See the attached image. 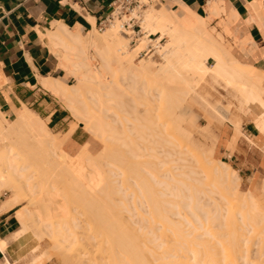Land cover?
Here are the masks:
<instances>
[{"label":"bare ground","instance_id":"1","mask_svg":"<svg viewBox=\"0 0 264 264\" xmlns=\"http://www.w3.org/2000/svg\"><path fill=\"white\" fill-rule=\"evenodd\" d=\"M143 1H146V0H142V2ZM172 4H173V1L170 4L168 3V5H165V6L163 5L164 7L162 8L150 7L146 11H144L145 13L143 14L142 19H143V25H144L146 34L143 37H141V40L138 46L136 47H130L128 36L125 33V30L121 29L122 22H120L121 20L117 18H116L117 20L113 22L111 26H109V28L105 31V33L100 34V35L98 34L99 32L97 33L98 30L96 28L91 32L84 33L80 29L74 30L59 22H55L53 29L48 30L47 33L45 34H42V37L45 40L47 38V43H48L49 48L52 51L53 49L56 50L57 56L61 59L60 67L62 68V70L67 72V75L64 78H54V77L42 78L41 83L43 87L46 90H48L53 96L59 98L60 100L64 101V103H66V106L68 107V109L78 119V123L82 124L84 128L87 129L89 132L103 139L105 142L106 149H104L105 151L102 150L104 152H102L99 155L100 157L99 156L97 157V160L99 159L98 161L94 159L95 157L93 155L91 156V154L86 150H83L77 156L73 157L63 150L62 148L63 138H61L60 135H54L51 132L48 125L46 124V122L44 121V119L38 114H36L34 111L28 109L26 105L18 114L14 116L12 121L8 120L5 114L0 109V144H1L0 146V193L3 192L4 190L13 191V195L11 197L5 199L2 203H0L1 204L0 213L5 210H9L10 208L18 206V204L21 202L22 196L24 195H27L28 197L35 196L36 192L35 190H33L32 188L33 186L30 185V183H27L28 179L26 180L25 178L24 171L27 169V165L23 164L25 162H29L28 167H31L33 165V162L31 161L32 159L33 160L40 159L41 163L43 164L40 166H44L46 163V160L48 162V165L53 164V163L56 164L57 166L56 169L58 170L59 173L66 172L73 181L77 182V183H74L75 185H73L72 187H78L80 189L82 188L81 190L85 188L94 187L97 193H100L103 195L105 194L106 196H108L107 194L110 195L111 191L113 195L115 193L122 192L121 190L122 188L118 189L120 185L115 186L116 184L115 185L113 184L115 186L113 190L110 188L109 189L105 188L107 190H111L109 192H105V190L101 189V187L104 184L99 186L97 185V183H95V181L92 180L93 177H91L92 179H90V177L88 176L89 173L92 175L93 171L88 172V175H87V171L89 170V167H91L90 170H93L92 167H95L97 165H100L101 167H103L105 164L104 162H107L104 159L107 157V155L109 156L108 154L109 152L108 153L106 152L107 148L109 150V148L111 149L112 147L115 148L116 146H118L116 148H119V149L123 148L125 151H128V155L130 156L129 158L133 159V160L131 159L132 160L131 162L132 163L134 162L133 164L134 168H138L137 173L135 171L136 173L135 176L138 173L140 174L139 176L137 175V179L142 178L140 181H142L141 183H142L143 188H140L141 194L139 193L140 197L138 196L139 201L137 202H139V204L142 203L141 206L144 204L148 206L151 217L147 216L148 211L146 212L147 213L146 216H144L143 214L142 215L140 214L143 222H145V220L148 221L146 224H143L141 221V226L140 227L138 226L139 229H142L143 231L146 229V231L143 233H140L141 232L140 231L135 234L134 230H136V228H134L133 226L132 228H129L131 227V225H129L127 229L128 228L130 229L129 230L130 233H128L127 229H126L127 232L125 230H122L125 233H120L122 231L118 233L109 231V233H105V235L101 234L103 236L101 237L104 240L96 236L98 239H101V241L102 240L103 242L105 241V245L107 243L106 241L110 243L109 245L112 246V248H110V251L112 250L115 253L117 252L116 248L118 247L117 248L118 251H120V254H123L126 257L127 260L125 259L124 260L127 261L128 264H237L238 262L237 258L242 254L240 252H244L243 251L244 249L243 250L241 249L243 247L244 238L243 240L240 239V236L242 238L244 236V233L243 235L240 234L241 229H238V228H241L242 226L240 227L236 226V223H234V221L231 218V220L229 219L230 221L227 220L225 223L226 227H228V231L225 234L222 232L219 233V231L221 230L217 231L218 229L217 227L215 231L214 230L215 226H218V224L214 225V223H216V220H219V221L220 220L222 221L224 219L226 220L224 216H226L228 219L227 213L226 215H224V213L227 210L223 209L224 207H222L221 204L218 205L219 203L218 204L216 203L215 208H213V204H211L212 208L211 206L207 208L208 198L206 197L209 195L208 194L209 192H203V193L208 194V195L205 194L206 197H204L205 195L202 196L201 194L202 191L196 190L197 187L195 188V185H192L191 182H190L191 185L188 184L189 182L184 181L185 178L180 179V177L182 176H186L188 178L192 177L190 176L191 173L192 174L194 173L196 177L197 175H201V173L203 172L202 173L203 178L200 179L201 182L205 178L204 176H209V178L211 177L212 181L215 179L216 184H214V186L216 187L215 189H220L219 190L220 192L222 191L221 194L223 196L220 195L221 198L223 197L224 200L226 199L225 201H227V199L229 200L235 199L233 201H236V203L239 204V206L242 204L240 210H242L243 212L246 210V213L244 212V214H247L248 217H250L251 219L252 218L254 219L252 220V222L254 221L253 224L255 225L258 224L256 225L257 228L264 227L263 226L264 225V211L261 208V205L258 199L256 198V196L252 192H248V191H247L248 193L246 192L247 194L244 193L245 194L244 195L241 189L242 178L238 174V171H236L227 162L222 161V160H217L214 157L215 147H216L218 140L214 139L211 142V144L210 143L208 144V142L205 144V142L202 143V141L200 142L198 140L199 137L197 138L196 135H198L199 133L197 134L196 133L197 131H196L193 134V132L189 129L188 125L185 124V121H186L185 119L187 118L186 116L187 112L185 113V111H188L187 108L185 111L183 110L181 112V113L184 112V114H181V113H179V115L177 113L173 114L175 115V117H173L172 119L170 118V119L175 121L176 123L175 129L177 130L178 133L186 136L191 147H193L194 150L189 148L190 145L189 146L186 145L184 147L181 143L177 142V140L173 138L175 134L171 135L172 133L169 134V132L168 133H165L166 131L164 132V129L166 128L165 126L167 123L163 121L164 119L161 120L162 118L160 117L161 115L157 117V120L150 122V124L152 123L154 125L153 128H151V126L149 125L146 126L145 124H144L145 126L143 125L144 127L143 126L141 127L142 125V122H141V124H139L140 126H138L137 124L132 127L130 126V127L120 129L113 123L112 118H111L113 116L110 115L111 120H108L109 115L106 114V112L108 111L110 112V113L108 112L109 114H113V111L115 112V110L113 111L110 110L111 106L113 107L111 109H117V108H114V106L115 107L117 106L123 109L124 103H127L123 99L125 95H127L129 99L130 97L128 95H130L131 97H134L132 99L133 101L134 99L138 100L141 98L146 99L147 101V99H150L151 97V98L158 99V100L164 99L162 101L164 102L170 98V100L173 101V103L170 102V104L173 105L174 107V108L172 107L171 108L175 111V109L178 108V105L181 106L186 103L187 98L190 95V92H189L190 88H188L189 90L185 89L184 88L185 85L188 84L189 86L193 88V85H192L193 81L195 82V80H199L200 78L204 79L206 75L210 74L214 82L221 84V82L223 81L225 83L228 95H230L236 101V108L238 110L237 113H238L239 118L236 121V124L235 123L234 124L236 125V131L238 133V137H239V134L241 133L240 125H241L243 116H246L252 120L258 119L259 121L264 122V86L262 85L264 76L258 73L257 68L255 67L253 68V66H251L249 63L245 61H241L239 58H236V56L234 57L235 54L233 55L231 48L230 47L228 48L226 45L222 43L223 39L219 35L220 33L218 34L217 32L218 36H215L213 34V32H215V29L212 28V30H214L212 32L208 28V26L210 25L208 24L209 23L208 20L213 16L222 15V13L225 11L224 8L216 1L210 2L208 6L206 7L207 15L203 16L195 12L194 10H192L185 3L178 1V4L181 5V8L179 11L174 10L172 7ZM257 6L259 5L257 4ZM135 11L136 10L134 9V12ZM132 15H134V13ZM125 17L124 19H127V17L126 18ZM227 17L228 18L225 19V23L229 25L231 24L230 22H232L234 19H233V16L231 15H228ZM222 23H223L222 25L225 26V23L224 22ZM150 33H161L162 34L161 38L164 36L168 38L167 43H165L164 46H161L163 48L161 54L163 55V57H165L164 63H158L152 59H149L147 61L141 60L138 63H136V55H138V52L142 49V47L144 48V46L146 45ZM219 36L222 41H220L217 38ZM90 51L92 53H90ZM97 56L99 57L101 64L98 67H95L93 60L97 59ZM210 58L214 59L215 61L212 67H209L207 65V60ZM114 65L118 66V70L122 72V75H121L122 77L120 81L119 79L115 81V84L119 83L118 85H112L114 81L112 82L111 80H107L108 79L107 74L105 73L106 71L110 70ZM115 72L117 73V69L115 70ZM108 75L110 76V73ZM70 77H73L76 80V82L73 84L68 82ZM108 81H110L111 84ZM180 83L181 85L182 83H184L185 84L184 87H178V84ZM138 102L139 100L137 101V103ZM181 107L184 108V106H181ZM136 110L137 109L135 108V111ZM146 112H148V110ZM146 112H143V113H146ZM137 113L138 115L140 114L139 111ZM115 115H117L116 112H115ZM142 116L143 115H141V118ZM183 116H186V117H183ZM145 118L143 120L146 122L147 119ZM193 118H190V119H193ZM139 120L137 121L140 122ZM129 123L131 122L129 121ZM129 123H126L125 125ZM76 127H77V124L73 125L71 132ZM152 130L155 132L154 134ZM202 130H204L205 132H202L199 135L203 136L204 139L206 137L207 139L205 140H209L208 137H210V140H212L211 137L213 138V135L210 132H208L209 128L206 129V127H204L200 131ZM13 134H15V137ZM166 134L167 135L169 134L173 137H171L170 139L169 138L170 136H166ZM69 135H70V132H69ZM158 135H161V138H158L160 137ZM65 136H68V134ZM155 136H158V137L152 138ZM162 138L165 141L164 144L161 142L163 140L159 142V139H162ZM155 139H158V140L155 141ZM146 141H148L150 145L146 144L145 146L144 142ZM235 141L237 142V139L235 140L232 139V142L231 141H230L231 143L229 142L230 148H234V144H236ZM142 142L144 145L142 144ZM186 147L188 148V150ZM192 150L193 152L197 151L198 154L192 153ZM187 151H190L192 153L190 154L192 158L195 156V158L193 159H196L198 163L197 164L198 166L196 168L199 167L198 169H195L194 167L190 169L189 171L188 169L192 166L190 164V167L187 169L188 172H185L184 170L187 168V164L186 166L179 167L181 164L180 161L181 162L184 161L185 163L186 161H188V158L190 156L187 158L188 156ZM203 153L207 155L208 162H209L208 165L207 163L203 161V158H202ZM111 154H112V151H111ZM186 154L187 156H185ZM176 156H178L177 160H175ZM171 157H173L174 159H172ZM168 158H171V159L168 160ZM125 161L126 160H124V164H125ZM175 161L176 163L177 161H179L178 163L180 164L178 166V164L174 163L175 165L174 167H172L173 168L172 169L171 167H169L168 164L175 162ZM196 161L194 162L196 163ZM94 162H96L95 166H92L91 163L93 164ZM100 162L103 165L100 164ZM108 163H106L104 167H106L107 164H108L107 165L108 167L109 165L111 167V163L110 162ZM87 165L88 167H86ZM181 165H184V164H181ZM165 166H167L168 169ZM170 166H173V163L172 165L170 164ZM179 168H182V170L184 168L183 170L184 172H180L181 170ZM108 169L109 168H107L106 173L108 172ZM116 169L117 168H114V170ZM176 169L177 170L179 169L180 171L179 170L174 171ZM46 170H45V173L47 175H45L44 173L41 174V175H44L43 176L44 179L46 178L45 180L46 182L42 180L43 183H49L51 180L54 181L57 179L58 175L57 176L53 175L54 174V173L52 174L53 171H50L47 168ZM98 171H101L99 173L101 177L100 176L99 177L104 178L105 175L102 173L105 170H98ZM97 174L98 173H96V176L95 175H92V176L97 178ZM115 174L118 175L117 173ZM106 175H108L109 177L112 176V175L111 176L109 175V172ZM62 176L61 178L64 180L65 177H62ZM86 176H88L89 179L91 180L90 183L89 182L87 183L86 179L88 177ZM195 177L192 178L194 182L197 181L200 183L198 176L196 178ZM110 179L107 177L108 182ZM100 180L102 184V179ZM70 181L68 180V182ZM115 181H118V180L116 179ZM43 183H41V187L43 186L42 185ZM58 183L60 184L59 181ZM111 183H113V181H111ZM53 184L56 185V181ZM108 185L106 186L109 187ZM38 186L40 187V185ZM46 186L48 187L49 185H46ZM75 189L76 188H73L74 191ZM92 190L95 191L93 188ZM24 191L26 192V194ZM23 192H24V195H23ZM85 192L86 191L84 190V193ZM90 192L92 191L90 190ZM132 193L137 194L135 190ZM48 195L49 193L47 192L46 196ZM78 195L79 197L77 198L80 199V196L82 194H79L78 192ZM85 195L88 197V194L85 193ZM86 196L85 197L82 196L81 200L88 202L86 201L88 199ZM89 197H90V194H89ZM112 197L114 200V196ZM121 197L123 198L122 195ZM127 197L129 196L127 195ZM203 197L205 198L206 201H204ZM210 197L212 196L210 195ZM83 198H87V199H83ZM80 201L78 200V203ZM231 201H229V204L232 203ZM49 202L47 201L48 204ZM85 202H83V204H85ZM107 202L109 203V201ZM122 202L124 204L127 203V202L125 203L124 201H121V203ZM137 202L136 204H138ZM94 204L95 203L93 202V205ZM133 205H135V203ZM129 206L131 207V205ZM129 206L126 208H129ZM247 208L250 212H248ZM28 209L25 208L23 210L18 211V217L22 222L21 223L22 228L17 231L14 240H18L22 246L24 245L26 248L30 249L32 253H34L35 257L33 258V262L36 263L38 260L42 259L43 257H47L46 259L51 260L53 256L55 257L57 255L56 254L57 249L60 251V253H62L63 250L66 251L65 248L68 249L72 245L73 241L79 238V235H76L77 234L76 231L75 232L72 231V228L70 231L69 227L66 228V225L65 227L63 226L65 222L64 223L61 222L62 224L61 223L55 224L57 222V221L56 222L54 221L55 219L54 220L51 219V222H47L49 219L48 220L43 219L39 221V223L41 222V228H42L41 230L43 232H41L40 234L36 233L39 237V240H40L39 242L41 243L33 244L32 242H30L29 237L27 238V235H26L28 233L29 224L27 223L28 219L27 217H25L26 216L25 213L27 212L29 213ZM130 209H131L130 211H132V208ZM222 209L225 210V212L222 211ZM66 210L67 209H65L64 211ZM124 210H125V207H124ZM126 210L125 211L128 212V209ZM136 210L137 209H135L134 211ZM130 211H129V215L131 214ZM69 213L71 214V212ZM104 213L102 215H104ZM202 213L203 215H207V217L205 216L206 218H203ZM249 213H250V216L248 215ZM70 214L68 215L65 214V216L67 215V217H69ZM247 216L245 215L243 217L246 219ZM109 219H111V217ZM44 220L46 221V223H44L45 222ZM138 220H139V217H138ZM237 220L242 221V217L241 218L237 217ZM97 221L99 222V220ZM231 221L233 223H231ZM103 222H104V219H103ZM103 222H101L102 225H103ZM207 222L209 224L208 227L206 226ZM120 223L122 225L124 224L123 222H120ZM110 224L104 228L112 229L114 231L115 229H123V228L125 229L126 227V226L124 227L117 226L116 224L114 225V223L113 225H110ZM138 224L140 225V222H138L137 225ZM231 224L232 226H230ZM233 224L235 225L234 227H233ZM237 224H238V221H237ZM62 226L64 228H62ZM78 226H76V228ZM80 226L82 227V225ZM190 226L192 228L191 231L189 229ZM256 226H254L255 228L253 227L254 230L257 229ZM54 227H58L59 230L58 228L57 230L59 232L58 231L56 232V228L54 229ZM60 228L63 230L65 229L67 230L60 231ZM132 229L134 230L131 231ZM202 229H204L203 232L201 231L202 233H197V231L202 230ZM112 234H114L116 237H113L114 235ZM105 236L107 237V239ZM12 237H14V235ZM112 237L114 239H112ZM205 237L206 238L210 237V239H206ZM46 238H50L52 241H54L55 245H53L54 247L52 249L55 250L54 252L56 253L54 252L52 253L51 251H47V250L41 252L39 250L40 253L37 254L38 253L37 250L40 248L43 240H45ZM258 243H260V241ZM112 244H114L115 246L117 245V246L115 247ZM0 246L3 250H6V242L5 244L0 243ZM100 247H104V246L102 245ZM263 248H264V245H263ZM263 251L264 249H262V252ZM179 252L180 253L183 252V253L180 255L178 254ZM110 253L109 255L111 257L113 255V258H111L112 260H114V258L118 256L117 255L118 253L117 254L115 253L117 255L115 257H114L115 255L114 253L113 254L112 252ZM111 259L109 258V260ZM241 259H244L245 261L244 256H242ZM115 261H117L116 258H115ZM127 262H125V264H127ZM4 264H14V262L8 256H6L4 260ZM245 264H250V262L245 261Z\"/></svg>","mask_w":264,"mask_h":264},{"label":"rangeland","instance_id":"2","mask_svg":"<svg viewBox=\"0 0 264 264\" xmlns=\"http://www.w3.org/2000/svg\"><path fill=\"white\" fill-rule=\"evenodd\" d=\"M147 1V2H146ZM146 1H143L142 2V0H133L132 1V4L130 5V6H127V7H129V8H124L125 7V5H121V4H117V5H115L114 6V8H113V10L112 11H116L115 12V14H114V20L105 28V30L103 31V32H100L99 30L97 31V33L100 35V34H103V33H105V31L109 28V26H111V24L113 23V22H115L117 19H119V20H121L120 22H122V25H121V29L123 30H125V33L127 34V36H128V39H129V44H130V47H136V46H138V44H139V42H140V40H141V37H143L146 33H145V28H144V25H143V19H142V17H143V14L145 13L144 11H146L148 8H150V7H155V8H162V7H164L165 5H168V3L170 4V3H172V1H168L167 3H164V2H162L161 0H146ZM146 2V3H145ZM121 5V7H119ZM153 5V6H152ZM164 5V6H163ZM124 6V7H123ZM119 7V8H118ZM134 9L137 11H135L136 12V14H135V12H134ZM133 11V12H132ZM118 12V13H117ZM120 13V15L118 16V14ZM134 13V15H132ZM117 14V15H116ZM222 15H223V13H222ZM222 15H217V16H213V17H211L209 20H208V24H210L209 26H208V28L210 29V31H214V30H212V28H214L215 29V32H213V34L215 35V36H218L217 35V32H218V34L221 36V38L223 39V41L221 40V38H220V36L219 37H217L220 41H222V43L224 44V45H226L228 48L230 47L231 48V51L233 52V55H234V57L236 56V58H239L241 61H245V62H247V63H249L251 66H253V68L255 67V68H257V70H258V73L260 74V75H263L264 76V69H262V68H258V67H256L255 65H254V62H252L249 58H250V56L252 55V53H253V49L249 46V44H248V42H247V40L246 39H243V38H241L240 36H237L236 34H234L231 30H230V28H229V26L225 23V19H223V17H222ZM127 17V19H124V17ZM125 17V18H126ZM216 17H220V19L218 20V21H214V19L216 18ZM117 18V19H116ZM130 18V19H129ZM124 19V20H123ZM222 22H224L225 23V26H223L222 24ZM126 23V26L125 27H123V24H125ZM127 25H135L136 26V30H135V32H132V30H133V28L132 29H129L128 27H127ZM150 34H152L151 35V37L149 36L148 37V40H147V43H146V45L144 46V48L142 47V49L138 52V55H136V63H138L139 61H141V60H144V61H147V60H149V59H152V60H154V61H156V62H158V63H164L165 62V57H163V55L161 54L162 53V50H163V48H161L159 51H157V52H155L154 54H153V52H151L149 55H145L144 53H140L142 50H144V49H146L149 45L151 46V42H152V44H156L157 42H161V46H164L165 45V43H167V40H168V38L167 37H162L161 38V36H162V34L161 33H150ZM152 39V40H151ZM51 52L55 55V59L57 60V62H58V65L60 66V63H61V59L57 56V53H56V50H54L53 49V51L51 50ZM90 53H92L91 51H90ZM98 62V63H97ZM214 59H212V58H210V59H208L207 60V65L209 66V67H212L213 66V64H214ZM93 63L95 64V67H98L100 64H101V61H100V59H99V57L97 56V59H94L93 60ZM116 68H115V67ZM110 70H108V71H106L105 73L107 74V80H111L113 83H112V85H118V84H115V81L117 80V79H119V81H120V79H121V75H122V72L121 71H119L118 70V66H116V65H114ZM114 68V69H113ZM117 69V73L115 72V70ZM120 72V73H119ZM63 73L65 74V76L67 75V72L66 71H63ZM110 73V76L108 75ZM114 73H116V74H114ZM115 75V76H114ZM210 75V74H209ZM209 75H206V77H204V79L203 78H200L199 80H195V82H194V84H193V82H192V85H193V88L191 87V86H189L188 84H184V83H182V85H181V83L180 84H178V87H184V85H185V89H188V88H190V90H189V92H190V95L188 96V98H187V101H186V103L184 104V105H181V106H184V108L183 107H181V106H179L178 105V108H176L175 109V111L172 109V108H174L173 107V105H171L170 104V102L171 103H173V101L172 100H170V98L168 99V100H166V101H164V102H162L163 100H158V99H154V98H151L150 97V99H147V101H146V99H138L139 100V102L141 103H137V99H134V101L132 100L134 97H131L130 95H128L129 97H130V99L127 97V95H125L124 96V101L125 102H127V103H124V108L122 109V108H120V107H115L114 105V108H117V109H111V108H113L112 106H111V108H110V110H115V112H116V114L117 115H115V112L113 111V114H109L108 112H106V114H108L109 115V118H110V115H112L113 117H111L112 118V121H113V123L117 126V127H119L120 129L121 128H126V127H132V126H134V125H137L138 124V126H140L139 124H141V122H142V125H141V127L145 124L146 126L147 125H149V126H151V128H153V124L151 123L150 124V122H153V121H155V120H157V117H159L160 115V117H162L161 118V120H163L164 122H166L167 124H166V130L164 129V132L165 133H168L169 132V134H171V135H173V134H175V136L173 137V136H171V135H167L166 134V136H170L169 138L171 139V137H173V138H175L176 140H177V142H179V143H181L184 147L186 146V145H190V143H189V141H188V139L186 138V136H184V135H182V134H180V133H178L177 132V130L175 129V126H176V123H175V121L174 120H171L173 117H175V115H173V114H178L179 115V113H181L183 110L185 111L186 110V108H187V110L188 111H185V113L187 112H189L188 114L186 113V116H187V118L185 119L186 121H185V124L186 125H188V127H189V129L193 132V134L196 132L197 134L199 133H202V132H205L204 130H202V131H200L201 129H203L204 127H206V129L207 128H209V130H208V132H210L212 135H213V138L211 137V139L212 140H210V137H208V139L209 140H205V139H207L206 137H205V139H204V137L203 136H200L199 134L198 135H196L197 136V138H198V140L201 142L202 141V143H204L205 142V144L208 142V144L210 143L211 144V142L214 140V139H217V140H219V136H220V134L221 133H223V135H225L226 137H228V140H227V147H228V150H229V152H230V155H232V154H234L235 152L239 155V154H243V158L244 159H248V160H250V159H258V158H264V141H262V142H259V144H255V141L253 142V141H251V140H248L246 137H245V135L243 134V133H245V134H247V135H250L251 134V130H252V127H251V125L250 124H247L249 121H250V119L248 118V117H246V116H243V118H242V125H240V130H241V133L239 134V137H238V133H237V131H236V121L238 120V110H237V108H236V101L230 96V95H228V92H227V88H226V85H225V83L222 81L221 82V84H219V83H216V82H214L213 80H212V78H211V75L209 76ZM113 78H112V77ZM120 76V77H119ZM111 77V78H110ZM116 77V78H115ZM113 79H115V80H113ZM201 80V81H200ZM119 81H117V82H119ZM198 82V84H197V82ZM68 82H70V83H75L76 82V80L73 78V77H70L69 78V80H68ZM109 83H110V81H108ZM116 82V83H117ZM111 84V83H110ZM177 85V84H176ZM180 85V86H179ZM196 85V86H195ZM262 85L264 86V80H263V82H262ZM195 86V87H194ZM116 88V87H115ZM192 88V89H191ZM193 89H194V91H193ZM53 96V95H52ZM169 96V95H168ZM61 105H63V106H65L66 108H68L67 106H66V103H64V101H62V100H60L59 98H57V97H55V96H53ZM171 97V96H170ZM203 97V98H202ZM127 98V99H126ZM172 99V98H171ZM129 100V101H128ZM141 100V101H140ZM158 100V101H157ZM161 101V102H160ZM169 101V102H168ZM131 102V103H130ZM166 102V103H165ZM163 103V104H162ZM140 107H139V106ZM134 106V107H133ZM138 106V107H137ZM132 107V108H131ZM172 107V108H171ZM176 107V106H175ZM181 107V108H180ZM119 108V109H118ZM128 108V109H127ZM135 108L137 109L136 111H135ZM139 108V109H138ZM125 110V111H124ZM131 110V111H130ZM148 110V112H146ZM70 111V110H69ZM112 111H111V113H112ZM140 112V116L138 115V113L137 112ZM151 111V112H150ZM143 112H146V113H143ZM70 113H71V115H72V118H73V120H74V123H73V125H75V124H77V126H82L83 127V129L84 130H86L87 132H88V134H89V136H90V138H91V140H90V144H89V152H90V154H91V156L93 155L94 157V159H96L97 160V157L102 153V152H104L105 150L104 149H106V147H105V142H104V140L103 139H101L100 137H98V136H96L95 134H93V133H91V132H89L87 129H85L84 128V126L82 125V124H80V123H78V119L72 114V112L70 111ZM172 113V114H171ZM181 114H184V112L183 113H181ZM138 115V116H137ZM141 115H143L142 116V118H141ZM146 115V116H145ZM158 115V116H157ZM135 116V117H134ZM181 116V115H180ZM186 116H183V117H186ZM226 116H227V118H226ZM137 117H138V119H137ZM146 117V118H145ZM194 117V118H193ZM108 118V120H111V118L109 119ZM129 118V119H128ZM134 118H136V119H134ZM147 119V121L145 122L143 119ZM156 118V119H155ZM171 118V119H170ZM190 118H193V119H190ZM131 119H132V121H131ZM140 119V120H139ZM12 120V119H11ZM135 120V121H134ZM137 120H139L140 122H138ZM143 120V121H142ZM161 120H159V121H161ZM44 121L46 122V124H47V120H45L44 119ZM111 121V122H112ZM128 121V122H127ZM129 121L131 122V123H129ZM149 121V122H148ZM163 121H162V123H163ZM172 121H174V122H172ZM196 121V122H195ZM126 123H129V124H131V125H129V124H127V125H125ZM175 125H174V124ZM195 123V124H194ZM235 123V124H234ZM247 124V125H246ZM48 125V124H47ZM144 125V126H145ZM143 126V127H144ZM204 126V127H203ZM210 126V127H209ZM49 127V126H48ZM198 129V130H197ZM200 129V130H199ZM51 130V129H50ZM153 131V130H152ZM200 131V132H199ZM51 132H52V130H51ZM227 132H229V135L227 134ZM243 132V133H242ZM53 133V132H52ZM155 132L153 131V134H154ZM54 134V133H53ZM164 134V133H163ZM14 135V137H15V134H13ZM55 135V134H54ZM165 135V134H164ZM163 135V136H164ZM158 136H160V137H158ZM158 136H155V137H152V138H156V137H158V138H161V135H158ZM165 136V137H166ZM177 136V137H176ZM233 136V137H232ZM263 136H264V133H263ZM134 137V136H133ZM201 137V138H200ZM235 137V138H234ZM250 137L251 138H253L251 135H250ZM135 139V138H134ZM232 139L233 140H235V139H237V142L235 141V143L236 144H234V148H230V146H229V144L232 142ZM263 139H264V137H263ZM153 140V139H152ZM156 140H158V139H155V141ZM161 140H163V138L162 139H159V142L161 141ZM231 141V142H230ZM147 142V143H146ZM146 142H144V144H145V146H146V144L148 145H150V143L148 142V141H146ZM163 144L165 143V141L163 140V141H161ZM176 142V143H177ZM218 142V141H217ZM230 142V143H229ZM142 144H143V142H142ZM143 144V145H144ZM207 144V145H208ZM0 146H1V144H0ZM187 146V147H188ZM116 147H118V146H116ZM114 148V147H112L111 149L109 148V150H108V148H107V150H106V152L109 154V156L107 155V157L106 158H104L107 162H104L105 164L106 163H108V162H110L111 163V167L113 166L114 168H117L116 170H114V168L112 167H110V165H109V167L106 165V167H104L105 166V164H104V166L103 167H101L100 165H97V166H95V163L96 162H94L93 164L91 163V165L92 166H95V167H92V169L93 170H90V168L91 167H89V170L87 171V175H88V172H92V175H95L96 176V173H98L97 174V178L96 177H94V176H92L90 173H89V177H90V179H92L91 177H93V181H95V183H97V185H103L102 187H101V189H103V190H105V192H109V191H111V190H107V189H114V187L115 186H119V188L118 189H120V188H122L121 190H122V192L125 194H123L122 192H120V193H115L114 195H113V193H112V191H111V193H112V195H111V193H110V195L109 194H107L108 196H106L105 194L103 195V194H100V193H97V191H96V189L94 188V187H91V188H85V189H83V190H81L80 188H78V187H72L73 185H75L74 183H77V182H75V181H73L72 179H71V177L70 176H68V174L65 172H58V170L56 169L57 168V166H56V164H50V165H48V162H47V160H46V163H45V165L44 166H40V165H43L42 163H41V161H40V159H35V160H31L32 162H33V165L31 166V167H28V163L29 162H25V163H23L24 165L26 164L27 165V169L24 171V174H25V178H26V180H27V183H30V185H32L33 187V190H35V192H36V194H35V196L34 197H31V196H27V195H24V192H23V195L24 196H22V198H21V202L18 204V206L21 204L22 205V208L20 209V210H23V209H25V208H29L28 210H29V213L27 212V213H25L26 214V216L25 217H27V223L29 224V228H28V233L30 234V236H29V240L33 243V244H35V243H41V242H39L40 240H39V237H38V235L37 234H40L41 232H43L41 229V222L39 223V221L40 220H43V219H45V220H48L47 222H51V219L52 220H54L56 223L55 224H58V223H64V227H65V225H66V228L67 227H69V230L71 231V228H72V231H76L77 232V234L76 235H79V238L77 239V240H75V241H73V243H72V245L67 249V248H65L66 249V251H64L63 250V252L62 253H60V251L57 249V253L56 252H54L55 250H53L52 248L54 247L53 245H55V243H54V241H52L50 238H46L45 240H43V242H42V244H41V246H40V248L37 250V254H39L40 253V251L42 252V251H45V250H47V251H51L52 253L54 252V253H56L57 255L54 257L53 256V258H51V260H48V259H46L47 257H43L42 259H40V260H38V261H40V263L41 262H46V261H50V263L51 264H97L98 262V264H113L114 263V261H115V258L117 259V261H115V263L116 264H125V262H127V261H125V260H127L126 259V257L123 255V254H120V251H118V247L116 248V251L117 252H113L112 250L110 251V248H112V246H110L109 244L110 243H108V241H106L107 243H106V245H105V241L103 242V234L105 235V233H109V231H111V232H120V231H122V230H125L126 232H127V230H128V233H130L129 232V228H132V226L134 227V228H136V230H134V229H132L131 231H133L134 230V232H135V234L137 233V232H140V233H143V232H145L146 231V229L143 231L142 229H139V227L141 226V221H142V223L143 224H146L148 221L147 220H145V222H143V220H142V217H141V215L143 214L144 216H146V212L148 211V215L147 216H150L151 217V214H150V211H149V208H148V206L147 205H142L141 206V204H139V202H137V201H139V198H138V196L140 197V194H141V189L140 188H143L142 187V181H140L141 179L139 178V179H137V175L139 176L140 174L138 173L136 176H135V174L137 173V171H138V168H134V166H133V164H134V162L132 163L131 161L133 160L132 158H129L130 156L128 155V151H125L123 148H121V149H119V148ZM186 147V148H187ZM161 148H162V146H161ZM189 148H191V149H193V147H191V145L189 146ZM230 148V149H229ZM190 149V150H191ZM102 150H104V151H102ZM187 150H188V148H187ZM194 150V149H193ZM193 150H192V153H194V154H198V152L197 151H194L193 152ZM233 152H232V151ZM111 151H112V154H111ZM188 152V156H187V154L185 155V156H187V158H188V161H186V163L183 161V162H181L180 161V163L181 164H184V165H181L180 163H178L179 161H177V163H176V161L175 162H172L173 163V166H170V164L172 165V163H169L168 165H169V167H174V163H176V164H178V166H179V164H180V166L179 167H181V166H186V164H187V168L184 170V168H183V170L185 171V172H188L187 171V169L190 167V164L192 165L188 170L190 171V169H192V168H194L195 167V169H198V168H196L198 165V163H197V161H196V159H193V158H195V156L192 158L191 157V155L190 154H192L190 151H187ZM190 152V153H189ZM106 153V154H107ZM111 154V155H110ZM113 154H115V155H113ZM118 154V155H117ZM126 154V155H125ZM201 154V153H200ZM124 155V156H123ZM128 155V156H127ZM102 156V155H101ZM105 156V155H104ZM113 158H111V157ZM121 156V157H120ZM198 156V155H197ZM205 156V157H204ZM100 157V156H99ZM124 157V158H123ZM214 157L217 159V160H221L220 158H218L217 156H215V153H214ZM108 158V159H107ZM126 160L125 161V164H124V160ZM172 159H174L173 157H171ZM171 158H168V160H170ZM192 158V159H191ZM202 158H203V161L205 162V163H207V165H208V158H207V155L206 154H202ZM117 159V160H116ZM132 159V160H131ZM178 159V156H176V159L175 160H177ZM99 160V159H98ZM97 160V161H98ZM101 160V159H100ZM115 160V161H114ZM123 160V161H122ZM153 160V159H152ZM190 160V161H189ZM192 160H194V161H196V163L194 162V161H192ZM38 161V162H37ZM118 161V162H117ZM120 161H122V162H120ZM130 163V165H129V163ZM222 161H225V162H227L228 164H230L236 171H238V174H240V176L242 177V175L241 174H243L244 175V172H242V173H240V171H239V164H240V161L239 160H237V162H235V161H230V159L229 158H227V159H224V160H222ZM86 162V161H85ZM114 164H113V163ZM194 162V163H193ZM31 163V162H30ZM36 163V164H35ZM97 163H99V162H97ZM122 163V164H121ZM254 164H255V161L253 162ZM23 164H21V165H23ZM90 164V163H89ZM88 164V165H89ZM100 164H102L101 162H100ZM121 164V165H120ZM188 164H189V166H188ZM218 164V163H217ZM37 165V166H36ZM49 167H48V166ZM88 165L86 166V167H88ZM103 165V164H102ZM119 165V166H118ZM195 165V166H194ZM219 165V164H218ZM45 166H46V168L47 169H49L50 171H53L52 172V174L53 175H58V177H57V179L56 180H54V181H50L51 182V184L53 185H51L50 184V182L49 183H43L42 182V180L43 181H45L46 180V178L44 179V175H41V174H45V175H47L46 173H45V170H46V168H45ZM117 166V167H116ZM123 166V167H122ZM124 166H126V167H124ZM128 166V167H127ZM135 166H137V165H135ZM177 166V165H176ZM251 166V165H250ZM101 167V168H100ZM120 169H119V168ZM166 168H167V166H165ZM164 167V168H165ZM94 168H95V170H94ZM100 168V169H99ZM103 168H105V169H103ZM107 168H109L108 169V172H109V175L111 176V177H109L108 175H106L107 173H106V171H107ZM135 170H134V169ZM168 169V168H167ZM173 169V168H172ZM181 171H180V170ZM178 170L180 171V172H184L183 170H182V168H179ZM98 170H105V171H103V173L102 174H104L105 175V179L104 178H100L101 177V175L99 174L101 171H98ZM118 170V171H117ZM177 169L176 170H174V171H178ZM43 171V172H42ZM47 171V170H46ZM96 171V172H95ZM111 171V172H110ZM135 171H136V173H135ZM49 172V171H48ZM121 172V173H120ZM140 172V171H139ZM111 173V174H110ZM115 173H117L118 175H120V176H118V175H116ZM134 173V174H133ZM177 173V172H176ZM179 173V172H178ZM203 173V172H202ZM202 173H201V175H197L198 176V178H199V181H200V179H202L203 178V175H202ZM59 174H60V176H59ZM132 174V175H131ZM190 174V173H189ZM40 175V176H39ZM63 175V176H62ZM130 177H132V178H130ZM61 176L62 177H65L64 178V180H66V181H64L62 178H61ZM67 176V177H66ZM88 176H86V177H88ZM100 176V177H99ZM110 179V178H112V179H110L111 181H113V183H111V181L109 180V182L111 183H109L108 182V180H107V177ZM142 176H143V174H142ZM190 176H192V177H189L190 178V180H189V178L188 177H186V176H182V177H180V179H184V181H186V182H189L188 184H190V182L192 183V185H195V188L197 187V189L196 190H200V191H202V196H204L205 194L206 195H208L207 197H206V195L204 196V197H206V198H208V200H207V208L208 207H210L211 206V204H213V208H215V206H216V203L218 204V205H222V207H224L223 209H225V210H227L226 212H225V210H223L222 209V211H224L225 213H224V215H226V213H227V215H228V219H227V217L226 216H224L225 218H226V220L224 219V220H216V223H214V225L215 224H218V226H215V228H214V230L216 231V229H217V231H219V230H221V231H219V233L220 232H222V233H226L227 231H228V227H226V225H225V223H226V221L228 220V221H230L231 220V218H232V220L234 221V223H236V226H238V227H240V226H242L241 228H238V229H241V233L240 234H242L243 235V233H244V236L241 238V236H240V239H242L243 240V238H244V242H243V247L241 248L244 252H240V253H242L241 255H240V253H239V260H238V258H237V264L239 263V264H245V261H249L250 262V264H264V251L262 252V249H264L263 248V245H264V241H262V240H264V227H258L257 228V226L256 225H258V224H253V222H252V220H254L253 218L251 219L250 217H248L247 216V214H244V212L246 213V210L243 212L242 210H240L241 209V205L239 206V204H237L236 203V201H233V200H235V199H227V201H225L224 199H223V197L221 198L220 197V195H222L221 193H222V191L220 192L219 190L220 189H215L216 187L214 186V184H216L215 183V179L213 180L214 181V183H213V181H212V179H211V177L209 178V176H204L205 178L203 179V181L202 182H204V183H202L201 181H200V183L199 182H194V180L192 179V178H194L195 177V175H194V173L192 174H190ZM196 176V177H197ZM202 176V177H201ZM43 177V178H42ZM71 179V181L73 182H71L70 181V179ZM89 177L86 179L87 180V183L89 182H91V180L89 179ZM141 177V176H140ZM195 177V178H196ZM201 177V178H200ZM59 178V179H58ZM102 179V184H101V180L100 179ZM129 178V179H128ZM134 178V179H133ZM208 178V179H207ZM62 179V180H61ZM70 181V182H68V180ZM104 179V180H103ZM118 180V181H115V180ZM130 179H132V180H130ZM85 180V181H86ZM88 180H90V181H88ZM105 180H106V182H105ZM121 180V181H120ZM139 180V181H138ZM55 181H56V185H58V186H56L55 184H53V183H55ZM58 181L60 182V184L58 183ZM104 181V182H103ZM134 181V182H133ZM206 181V182H205ZM212 181V182H211ZM46 182V181H45ZM66 182H67V184H66ZM108 182V183H107ZM117 182V183H116ZM138 182V183H137ZM248 182H249V184L247 183V180H246V178H245V176L244 177H242V183H241V189H242V191H243V194L245 193V194H247L248 192H252L255 196H256V198L258 199V201H259V203H260V205H261V208L263 209V211H264V187H263V190L261 191V187H262V185H263V178H262V180H259V178H258V175H256L255 177H249L248 178ZM41 183H43L42 185V187H41ZM58 183V184H57ZM71 183V184H70ZM105 183H107V184H105ZM208 183V184H207ZM62 184V185H61ZM109 184V185H108ZM115 186H114V185ZM131 184V185H130ZM199 184V185H198ZM38 185H40V187L38 186ZM46 185H49L48 187L46 186ZM55 185V186H54ZM106 185H108L109 187H107ZM111 185H113V186H111ZM122 185H123V187H122ZM141 187H140V186ZM191 185V184H190ZM210 185V186H209ZM213 185V186H212ZM60 186V187H59ZM72 188H71V187ZM106 186V187H105ZM111 186V187H110ZM127 186V187H126ZM209 186V187H208ZM212 186V187H211ZM53 187V188H52ZM56 187V188H55ZM62 187V188H61ZM67 187V188H66ZM125 187V188H124ZM134 187V188H133ZM65 188V189H64ZM70 188V189H69ZM73 188H76L77 189V191H76V189H75V191L73 190ZM92 188L95 190V191H93L92 190ZM105 188H107V189H105ZM194 188V189H195ZM199 188V189H198ZM213 190H212V189ZM64 189V190H63ZM87 189V190H86ZM92 191V192H90V190ZM126 189V190H125ZM208 189V190H207ZM73 190V191H72ZM80 190V191H79ZM84 190L86 191L85 193L86 194H88V197L85 195V193H84ZM133 190V191H132ZM134 190H135V192L137 193V194H133L132 192H134ZM212 190V191H211ZM217 190V191H216ZM63 193H62V192ZM66 191V192H65ZM125 191V192H124ZM248 191V192H247ZM47 192L49 193V195L48 196H46V194H47ZM77 193V195H78V192H79V194H82L81 196H80V199L79 198H77V197H79V195L77 196L76 195V193ZM81 192V193H80ZM199 192V191H198ZM203 192H209L208 194L207 193H203ZM211 192V193H210ZM214 192V193H213ZM219 192H220V194H219ZM247 192V193H246ZM75 195H74V194ZM94 193V194H93ZM122 193V194H121ZM140 193V194H139ZM218 193V194H217ZM25 194H26V192H25ZM89 194H90V197H89ZM92 194V195H91ZM95 194H96V196H95ZM99 194V195H98ZM244 194V195H245ZM13 195V191L12 190H4L3 192H1L0 193V199H3V198H5V199H7V198H9V197H11ZM75 197H74V196ZM121 195L123 196V198L121 197ZM127 195L129 196V197H127ZM210 195L212 196V197H210ZM72 196V197H71ZM82 196H86L87 198H83V199H87L86 201H88V202H85V201H83V200H81V197ZM112 196H114V200H113V197ZM125 196V197H124ZM135 196V197H134ZM223 196V195H222ZM107 197V198H106ZM121 197V198H120ZM203 197V198H204ZM32 198V199H31ZM45 198V199H44ZM70 198V199H69ZM92 200H91V199ZM96 198V199H95ZM106 198V199H105ZM112 198V199H111ZM230 198H232V197H230ZM76 199V200H75ZM91 200V202H90V200ZM94 199V200H93ZM108 199V200H107ZM116 199V200H115ZM118 199H120V200H118ZM122 199V200H121ZM134 199V200H133ZM216 199V200H215ZM24 200V201H23ZM78 200L80 201H83V202H85V204H83V202H79L78 203ZM118 200V201H117ZM126 200H128V201H126ZM215 200V201H214ZM219 200V201H218ZM224 200V201H223ZM232 200V201H231ZM46 201V202H45ZM47 201L49 202V204L47 203ZM97 201V202H96ZM106 201V202H105ZM107 201H109V203L107 202ZM110 201H112V202H110ZM121 201H124L126 204H124L123 202L121 203ZM134 201H136L138 204H136V202H134ZM204 201H206L205 200V198H204ZM211 201V202H210ZM217 201V202H216ZM223 201V202H222ZM229 201H231L232 203H230L229 204ZM93 202L95 203L94 205H93ZM105 202V203H104ZM114 202H115V204H114ZM135 203V205H133L134 203ZM51 203V204H50ZM80 203H81V205H80ZM100 203H102V204H100ZM108 203V204H107ZM210 203V204H209ZM235 203H236V205H235ZM89 204V205H88ZM112 204H114V205H112ZM118 204H120V205H118ZM121 204H122V206H121ZM98 205H99V207H98ZM108 205V206H107ZM129 205H131V207L129 206ZM76 206V207H75ZM90 206V207H89ZM115 206V207H114ZM119 206H121V207H119ZM129 206V208H126V207H128ZM133 206V207H132ZM139 206V207H138ZM144 206V207H143ZM52 209H51V208ZM82 209H80V208ZM93 207H95V208H93ZM106 207V208H105ZM112 207V208H111ZM117 207H119V208H117ZM124 207H125V210L126 209H128V212H126L125 210H124ZM136 207V208H135ZM240 207V208H239ZM245 207V206H244ZM67 209L66 211H64L65 209ZM74 208H76V209H74ZM97 208V209H96ZM110 208V209H109ZM130 208H132V211H130L131 209ZM148 208V209H147ZM211 208H212V206H211ZM243 208V207H242ZM64 209V210H63ZM70 209V210H69ZM80 209V210H79ZM107 211H109L110 212V214H109V212H107ZM135 209H139L138 211L136 210V211H134ZM19 210V211H20ZM51 210H53V211H51ZM78 210V211H77ZM92 210V211H91ZM114 210V211H113ZM247 210H248V208H247ZM32 211V212H31ZM52 212V213H50V212ZM80 211V212H79ZM94 211V212H93ZM129 211H130V215H129ZM243 212V213H241V212ZM262 211V212H263ZM31 212V213H30ZM69 212H71V214L69 213ZM74 214H73V213ZM85 212V213H84ZM93 212V213H92ZM105 212V213H104ZM143 212V213H142ZM248 212H250L249 210H248ZM261 212V213H262ZM96 213V214H95ZM98 213V214H97ZM104 213V215H102ZM108 213V214H107ZM145 213V214H144ZM28 214V215H27ZM48 214H50V215H48ZM65 214H70L69 215V217H67V215L65 216ZM72 214H73V216H72ZM94 214H95V216H94ZM141 214V215H140ZM150 214V215H149ZM244 214V215H243ZM17 215H18V213H17ZM98 216V218H97V216ZM100 215V216H99ZM247 216L246 217V219L243 217V216ZM249 216H250V213L248 214ZM143 216V217H144ZM202 216H203V218H206L207 217V215H203V213H202ZM206 216V217H205ZM210 216V215H209ZM242 217V221L240 220H237V217H239V218H241ZM64 217H66V218H64ZM101 217V218H100ZM111 217V219H109V218ZM117 217H119V218H117ZM125 217V218H124ZM138 217H139V220H138ZM140 217H141V219H140ZM40 218V219H39ZM64 218V219H63ZM78 218V219H77ZM117 218V219H116ZM130 218V219H129ZM145 218H147V217H145ZM102 219V220H101ZM103 219H104V222H103ZM120 219V220H119ZM123 219H124V221H123ZM230 219V220H229ZM245 219V220H244ZM25 220H26V218H25ZM44 220V221H45ZM97 220H99V222L97 221ZM108 220V221H107ZM131 220V221H130ZM137 220H138V222H140V225L138 224L137 225ZM205 220V219H204ZM244 220V221H243ZM251 220V221H250ZM53 221V222H54ZM67 221V222H66ZM111 221V222H110ZM126 221V222H125ZM218 221V222H217ZM236 221V222H235ZM237 221H238V224H237ZM101 222H103V225L101 224ZM110 225H113V223H114V225L116 224L117 226H126L125 227V229L123 228V229H115L114 231L112 230V229H108V228H104V227H106V226H108L109 224ZM120 222H125L123 225L120 223ZM206 222V221H205ZM221 222V223H220ZM224 222V223H223ZM252 222V223H251ZM44 223H46V221L44 222ZM61 223V224H62ZM67 223V224H66ZM130 223V224H129ZM213 223H211V224H213ZM223 223V224H222ZM231 223H233L232 221H231ZM244 223V224H243ZM255 223H257V222H255ZM40 224V225H39ZM142 224V225H143ZM221 224V225H220ZM227 224H228V222H227ZM230 224V223H229ZM261 224V223H260ZM259 224V225H260ZM263 224V223H262ZM36 225V226H35ZM69 225V226H68ZM79 225V226H78ZM80 225H82V227L80 226ZM100 225V226H99ZM105 225V226H104ZM129 225H131V227H129L128 229H127V227L129 226ZM206 225V224H205ZM225 225V226H224ZM256 226V228L257 229H255L254 230V226ZM56 226V225H55ZM62 226V228H64ZM76 226H78L77 228H76ZM84 226V227H83ZM139 226V227H138ZM207 227L209 226V224H208V222H207V225H206ZM222 226H224V227H222ZM230 226H232V224L230 225ZM235 225L233 224V227H234ZM254 228H253V227ZM262 226V225H261ZM264 226V225H263ZM81 227V228H80ZM217 227V228H216ZM250 227V228H249ZM56 228V232L59 230V228L58 227H54V229ZM57 228H58V230H57ZM102 228V229H101ZM104 228V229H103ZM220 228V229H219ZM232 228V227H231ZM245 228V229H244ZM249 228V229H248ZM101 229V230H100ZM127 229V230H126ZM188 229V228H187ZM190 231L192 230V228H191V226H190ZM207 229H209V228H207ZM227 229V230H226ZM248 229V230H247ZM65 231V230H67V229H65V230H63V229H61L60 228V231ZM117 230V231H116ZM213 230V231H214ZM225 230V231H224ZM237 230V229H236ZM186 231H188V230H186ZM204 231V229H202V230H199V231H197V233H202V232ZM207 231V230H206ZM243 231V232H242ZM35 232V233H34ZM59 232V231H58ZM133 232V233H134ZM167 232H169V231H167ZM208 232V231H207ZM237 232H239V231H237ZM17 233V232H16ZM16 233H15V235H16ZM37 233V234H36ZM120 233H125V232H120ZM132 233V232H131ZM140 233H138V234H140ZM188 233V232H187ZM205 233V232H204ZM93 234H95V235H93ZM102 234V235H101ZM169 234V233H168ZM15 235H14V237H12V239H14L15 238ZM99 235V236H98ZM112 235H114V234H112ZM208 235V234H207ZM94 236V237H93ZM99 237V238H102L103 240L101 241V239H98L97 237ZM102 236V237H101ZM191 236H193V235H191ZM190 236V237H191ZM205 236V235H204ZM76 237V236H75ZM106 237V236H105ZM113 237H116L115 235L113 236ZM112 237V239H114ZM89 238V239H88ZM206 238V237H205ZM223 238H224V236H223ZM76 239V238H75ZM92 239V240H91ZM106 239H107V237H106ZM105 239V240H106ZM206 239H210V237H208V238H206ZM34 240V241H33ZM89 241V242H88ZM91 241V242H90ZM97 241V242H96ZM260 241V243H258ZM100 242V243H99ZM103 242V243H102ZM261 242H262V244H261ZM91 243V244H90ZM98 243V244H97ZM245 243V244H244ZM242 244V243H241ZM92 245V246H91ZM94 245V246H93ZM104 246V247H100V246ZM112 245H114V244H112ZM99 246V247H98ZM109 246V247H108ZM115 246V245H114ZM113 246V247H114ZM117 246V245H116ZM115 246V247H116ZM99 248V249H98ZM108 248V249H107ZM56 249V248H55ZM64 249V248H63ZM40 250V251H39ZM113 250H115V249H113ZM258 250V251H257ZM260 251V252H259ZM110 252H112V254L114 253L115 255H114V257L115 256H117V257H115L114 258V260H112L111 258H113V255H112V257L110 256L111 255V253ZM262 252V253H261ZM60 253V254H59ZM109 253H110V255H109ZM183 253V252H182ZM182 253H178V254H182ZM245 253V254H244ZM34 254V253H33ZM59 254V255H58ZM109 255V256H108ZM121 256V257H120ZM124 256V257H123ZM242 256H244L245 257V261H244V259H241V257ZM34 257H35V255H34ZM107 257V258H106ZM48 258H49V256H48ZM106 258V259H105ZM109 258L111 259V260H109ZM123 258V259H122ZM103 259V260H102ZM108 259V260H107ZM125 259V260H124ZM194 260V259H193ZM37 261V262H38ZM108 261H110V262H108ZM113 261V262H112ZM125 261V262H124ZM36 262V263H37ZM80 262V263H79ZM97 262V263H96ZM124 262V263H123ZM114 263V264H115ZM194 263V262H193ZM0 264H4V261H2V262H0ZM127 264H128V262H127Z\"/></svg>","mask_w":264,"mask_h":264},{"label":"crops","instance_id":"3","mask_svg":"<svg viewBox=\"0 0 264 264\" xmlns=\"http://www.w3.org/2000/svg\"><path fill=\"white\" fill-rule=\"evenodd\" d=\"M161 1L167 3L169 0ZM170 1H173L172 7L176 11L181 8L179 1L203 16L207 15L206 7L210 2H218L225 10L222 15L224 19L228 15L233 16L234 20L228 25L230 30L246 39L253 49L249 59L256 67L264 69V0ZM119 2L120 0H0V109L8 120L12 121L26 105L47 120L55 135L63 138L62 148L69 155L75 157L83 150L90 151L91 138L88 132L82 126H77L71 132L74 120L69 109L61 105L41 83L42 78L65 77L64 70L58 65L48 46L47 38L45 40L42 34L53 29L55 22L74 30L80 29L84 33L91 32L97 29L101 20L111 14ZM219 19L220 17H216L214 21ZM247 124L252 127L250 135L253 138L242 132L245 137L255 141V144L264 141V122L250 119ZM227 140L228 137L221 133L215 147V156L221 160H239V171L244 172L241 175L245 176L248 184L249 177L258 175L259 180L263 178L262 191L264 158L248 160L243 158V154L238 155L236 152L230 155ZM4 200L5 198L0 199V203ZM21 208L20 204L0 213V243L6 242V250L0 246V262L8 256L14 264H51L50 261L33 262L34 254L31 250L12 239L22 228L17 215ZM26 235L27 238L30 236L29 233Z\"/></svg>","mask_w":264,"mask_h":264},{"label":"built area","instance_id":"4","mask_svg":"<svg viewBox=\"0 0 264 264\" xmlns=\"http://www.w3.org/2000/svg\"><path fill=\"white\" fill-rule=\"evenodd\" d=\"M117 4H121V5H125L124 8H129L127 6H130L132 4V1H129V0H120L119 3ZM116 4V5H117ZM121 5L119 7H121ZM118 7V8H119ZM115 10L111 12V14L109 16H107L104 20H101L99 25L97 26V29L100 31V32H103L105 30V28L114 20V14H115ZM120 15V13L118 14V16ZM126 26V23L123 24V27ZM127 27L129 29H132V32H135L136 30V26L135 25H127ZM152 34H149V36L151 37ZM152 40V39H151ZM161 42H157L156 44H152L151 42V46L149 45L146 49L142 50L140 53H144L145 55H149L151 52H153V54L157 51H159L161 49Z\"/></svg>","mask_w":264,"mask_h":264}]
</instances>
